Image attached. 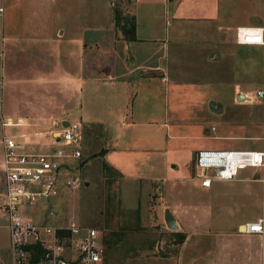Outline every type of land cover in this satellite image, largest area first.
I'll return each instance as SVG.
<instances>
[{
	"label": "crops",
	"instance_id": "1",
	"mask_svg": "<svg viewBox=\"0 0 264 264\" xmlns=\"http://www.w3.org/2000/svg\"><path fill=\"white\" fill-rule=\"evenodd\" d=\"M106 1L107 9L117 2L121 13L134 19V41L123 40L113 16L105 17L102 29L86 30L91 37L78 23H74L77 29L70 27L66 33L59 19L67 18L65 10L77 8L80 0H0V127L8 121L21 131L15 137L26 140L18 144L45 151L61 146L51 133L78 123L69 119L79 113L86 122L78 123L80 154L86 131L94 147L91 155L102 150V165L117 179L144 177L168 188L156 207L155 224H140L136 229L167 230L163 215L158 217L156 212L168 210L177 227L171 232L183 235L178 256L147 250L134 264H264V233L240 232L243 224L264 218L258 211H249L263 198L264 178L258 168L245 169L232 181H212L205 188L192 163L194 185L190 187L196 199L191 201L171 194L176 186L189 191L183 179L163 180L157 175L169 140L167 134L165 142L159 139L158 131L168 133L176 127L166 123L172 118L166 106L170 97L178 98L180 89L171 86L169 94L164 87L163 61L169 46L175 50L191 45V140L202 142L212 135L208 138L233 145L241 138L234 132L244 134L243 107L260 100L256 92L264 90V83L263 89L260 85L264 47L236 44L234 34L239 27H264V0ZM47 10H53L50 18ZM3 91H8L7 98ZM105 128L111 143L99 147V130ZM263 130L264 124L261 134ZM174 135H169L172 145L180 138ZM117 139H129V144L117 147ZM144 144L151 147L141 149ZM154 156L160 160L152 173ZM220 183L234 190L232 197H218ZM243 208L247 210L242 215Z\"/></svg>",
	"mask_w": 264,
	"mask_h": 264
},
{
	"label": "rangeland",
	"instance_id": "2",
	"mask_svg": "<svg viewBox=\"0 0 264 264\" xmlns=\"http://www.w3.org/2000/svg\"><path fill=\"white\" fill-rule=\"evenodd\" d=\"M106 3V0H80L76 6L77 8L65 10L68 11L67 18L62 17L61 20L59 19L63 23V30L66 29V33H68L70 27L76 28L74 23H78V28L80 29L83 27L82 29L85 31L84 35L87 34L88 36H90V32L87 33L86 30L98 27L102 29L105 25V17L113 16V6H118L119 9L117 2L108 9L105 7ZM71 4L74 5L76 2H71ZM160 10L164 14L165 8L163 6H160ZM52 11L47 10L48 18H50ZM72 13H74V16H72ZM163 64L164 76L166 78L164 87L169 89L171 86L179 85L180 89L178 90V98L170 97L169 103L166 106L170 117H172L166 123L167 125L176 127L168 133H165L164 129H160L158 131V138L160 139L161 137L164 142L166 141V134L169 140L173 134L180 138L174 140L173 145L172 141L168 140V148L165 149V153L163 154L164 163L162 166L157 165V170L159 169L157 175L163 180L171 177L183 179L189 185V191L186 192L184 187L176 186L171 194L181 201L183 199L191 201V199H196V194L191 195L190 186L194 185L193 180H191L192 163H194L197 150L257 151L261 149V142L258 141V138L262 135L261 132L264 124V99L257 100L255 98L252 105H245L243 107L244 134L240 135L234 132V134H238L241 137L235 144L232 145L233 142L225 140L209 139L208 137H213L212 135L205 136L206 138L202 142L193 141L191 140V45H183L175 50H172L169 46ZM263 68L262 60L260 73L261 89H263L264 83ZM170 91L171 89H169V94ZM6 92L8 91H3L5 97L7 96L5 94ZM253 93L251 95L255 96ZM175 116L178 118L176 119ZM80 117L81 115L79 113L73 118L69 117V122H78L81 126L85 125L86 122L83 120V117L81 119ZM2 128L0 127V152L2 134L5 137L13 136L16 143H26L25 139L18 140L15 137V134H18L20 130L14 129L8 121H4ZM99 131L101 134L99 137V147H104L105 144L108 145L111 143V140L109 141L111 138L109 131L106 128L104 130L100 129ZM255 131H259V133L257 134ZM141 134L147 135L148 133L142 131ZM128 140L125 139L123 142H120L117 139L115 142L118 144L117 147H125V145L129 144L127 142ZM82 144L83 148L79 159L70 160L65 165L66 173H62L57 180L58 195L53 202H50L55 216L50 221L53 224H69L73 222L82 227L94 228L101 232L105 238L108 237L109 230L118 231L119 233V229H121V238L117 246L106 252V264L139 263L144 258L143 255L148 253L146 252L147 250L150 254H159L165 257L178 256L179 243L174 232L162 230L158 227H152L150 230L146 229L145 231L142 230L143 233L140 232L141 230L137 231L136 229L140 224H155L156 207L162 203L161 199L166 196V190L168 188L166 187L165 189L163 186L155 184V181L148 182L144 177L129 181L117 179L115 173L107 168H103L101 157H93L91 155L94 147H91L92 144L86 136V131H83L82 134ZM26 147L29 149L35 148L33 146ZM150 147L144 144L140 148L149 149ZM156 158L154 156L151 163V167L154 168L152 173L157 171L156 162L160 160V158ZM143 170L150 172L148 166H144ZM258 170L259 177L264 178V171L262 169ZM129 171L134 172L135 170ZM241 171H238V173ZM178 172L180 173L178 174ZM72 179L76 182L75 186H72V188L66 187L64 184L65 180ZM224 184L226 183L217 184L219 188L216 192L220 195L218 196L220 199L226 197L225 195H231L229 197H232L234 193L232 188L226 187ZM246 210V208H243L240 211L241 214L243 215L244 213L242 212ZM158 211L156 212L158 217L161 214L163 215V211L161 212L159 208ZM249 211H258L259 216L261 214L264 216V190L263 198H261L258 207H255L254 204L249 208ZM44 212L45 210L43 209L32 207L25 211L28 217L32 216L35 218L40 215L42 216ZM0 264H11L5 218L2 213H0Z\"/></svg>",
	"mask_w": 264,
	"mask_h": 264
},
{
	"label": "built area",
	"instance_id": "3",
	"mask_svg": "<svg viewBox=\"0 0 264 264\" xmlns=\"http://www.w3.org/2000/svg\"><path fill=\"white\" fill-rule=\"evenodd\" d=\"M234 38L239 45L264 47V27L236 28ZM256 97L264 99V90L257 91ZM51 135L61 146L45 151L27 149L13 137L1 136L0 213L5 218L11 264H104L105 246L99 231L73 222L50 221L55 216L50 202L58 195L57 180L67 160L80 157V126L68 123ZM259 141L261 149L257 151H198L194 166L200 172V186L232 181L238 171L246 168L264 171V130ZM64 184L72 188L76 182L65 180ZM31 207L45 212L37 218L28 217L25 211ZM241 228L243 234L262 236L264 218Z\"/></svg>",
	"mask_w": 264,
	"mask_h": 264
},
{
	"label": "trees",
	"instance_id": "4",
	"mask_svg": "<svg viewBox=\"0 0 264 264\" xmlns=\"http://www.w3.org/2000/svg\"><path fill=\"white\" fill-rule=\"evenodd\" d=\"M113 22L115 30L119 31L121 34L123 40L127 42H131L135 40V30H134V19L129 16H124L121 11L118 9V6H113ZM103 151L101 150L97 154H94L93 157L96 156H102ZM103 168H106V165L103 164ZM122 231V230H120ZM101 233V232H100ZM103 238V243L105 246V260L104 264H106V252L109 250H112L120 241L121 235L118 233V231H112L109 230L108 237L105 238V236L101 233ZM175 236L178 239V243L180 244L183 240V235L179 233H175Z\"/></svg>",
	"mask_w": 264,
	"mask_h": 264
},
{
	"label": "water",
	"instance_id": "5",
	"mask_svg": "<svg viewBox=\"0 0 264 264\" xmlns=\"http://www.w3.org/2000/svg\"><path fill=\"white\" fill-rule=\"evenodd\" d=\"M163 222H164V225L167 228V230H169V231H176L177 230L174 219L168 210H164Z\"/></svg>",
	"mask_w": 264,
	"mask_h": 264
}]
</instances>
